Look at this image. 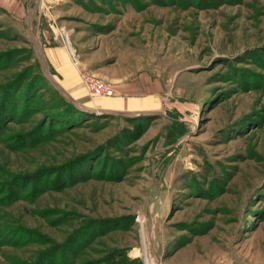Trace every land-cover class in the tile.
Segmentation results:
<instances>
[{"label":"rangeland","instance_id":"1","mask_svg":"<svg viewBox=\"0 0 264 264\" xmlns=\"http://www.w3.org/2000/svg\"><path fill=\"white\" fill-rule=\"evenodd\" d=\"M222 1L0 7L2 112L50 46L78 60L81 83L80 70L157 95L153 115L52 132L41 87L11 90L38 107L0 117V264H264V0ZM92 151L95 176L76 181L73 158Z\"/></svg>","mask_w":264,"mask_h":264},{"label":"trees","instance_id":"2","mask_svg":"<svg viewBox=\"0 0 264 264\" xmlns=\"http://www.w3.org/2000/svg\"><path fill=\"white\" fill-rule=\"evenodd\" d=\"M223 3H227V2L225 0H223L221 4H223ZM1 10H2V8H1ZM2 11L4 14L7 13L8 15H11L6 10H2ZM1 61L4 62L3 59ZM1 65H2V63H1ZM49 71H50L51 77H53L52 70L50 68H49ZM20 73H24V74L22 76H20ZM20 73L12 80V84H10L11 86L8 87L7 95L4 92V98L2 99L1 104H3V109L6 112H2L0 110V112H1L0 117H4V120L6 121V123L12 122V120H13L14 114H13L11 108H13V111L15 113H17V111H18V114H20V116H24L25 111L28 110L29 108L36 109L38 107L37 105L33 107L32 103H29L28 98L25 96L21 95V97L23 98L21 103H19V97L17 98V91L19 94H22V90L24 88L27 89L28 87H32V85L35 84V82H36L37 87L38 86L41 87L36 92L37 96H40L39 97L40 99L48 100L47 101L48 102L47 107H46V109L44 107L43 110H45V116H48L53 120L52 124H50L51 125L50 129L52 128L51 129L52 132L56 129L55 127L58 125H60V126L69 125L70 128L73 129L77 126H80V125L86 123V122L87 123L96 122L100 118V116H102V115L106 116L105 119H108V118L112 119V117H117V118L123 117L124 119H127V120L132 119V118L126 117V116L115 115L114 113L97 114V113L91 112L89 110L80 109V107L77 106L72 101V99L69 95H67L66 93H62L54 85V83H52L48 79L42 65L40 64L39 59L35 62L34 65H30V66L25 67ZM32 76H34L33 79L35 81H33ZM16 83L20 84L21 86H19L17 88ZM25 84H26V86H25ZM2 85H3V83L0 84V86H2ZM13 88L17 89V91L14 94L10 93ZM39 98H37L35 101L38 104H39V100H40ZM41 104L42 103H40V105ZM19 108H21L22 111H19L18 110ZM7 116L11 117L10 121H7ZM140 118H144V117H140ZM45 124L47 125V123H45ZM23 138L24 139H22V138L19 139L20 147H29L35 143L34 141H31L32 137L26 138V136H23ZM38 141H40V139ZM12 147L17 148L15 146H12ZM93 155H97V153L93 152V151L87 152L82 156H77V157L73 158L72 162H75V160H77L76 162H78V163H75V165H73V166H75V169H77V172L75 171V173L72 175L73 179H75L76 181H81V180L85 179V177L90 178V177L95 176V172H93V173L88 172L90 170L89 169L90 166H91V169H93L95 166L93 164L94 161H93V163H91V161L99 158L96 156L94 157ZM72 162L70 164H72ZM87 166H88V168L84 169V167H87ZM54 174H57V173L54 172ZM54 180L55 181L57 180L56 176L54 177ZM27 192L29 194H23V198H27L30 200V197H33L34 195H31L30 191H27ZM11 200L12 199H7L6 202H4V201H1V202L7 203V202H11ZM24 233H25V231H24ZM43 261L46 264H53V262L52 261L50 262V260L48 259L47 256H46V259H44ZM59 263L63 264L64 263L63 259H60ZM119 264H121V263H119Z\"/></svg>","mask_w":264,"mask_h":264},{"label":"crops","instance_id":"3","mask_svg":"<svg viewBox=\"0 0 264 264\" xmlns=\"http://www.w3.org/2000/svg\"><path fill=\"white\" fill-rule=\"evenodd\" d=\"M33 0H0V7L6 8L12 14L14 11L16 15H21V10L31 5ZM20 9L15 11V9ZM35 9H38L36 6ZM45 62L49 68H53L58 77L53 75L55 82L58 83L62 89L78 104L84 100L88 93L81 81H78L76 69L72 64L68 49L63 46L46 47L43 52ZM60 76V77H59ZM109 80V79H107ZM120 80H112L113 83H118L117 94L114 97H109L105 100H99L90 109H100L101 111H117L127 112L134 115L140 113L152 112L156 109L157 95L141 94L134 88H126L125 85H120ZM83 103V102H82ZM85 103L92 104L86 98ZM85 103H83L85 105ZM81 105V104H80ZM155 105V106H154Z\"/></svg>","mask_w":264,"mask_h":264},{"label":"built area","instance_id":"4","mask_svg":"<svg viewBox=\"0 0 264 264\" xmlns=\"http://www.w3.org/2000/svg\"><path fill=\"white\" fill-rule=\"evenodd\" d=\"M72 56L74 57V53H72ZM73 60L75 62L74 65L78 66V60L75 58ZM80 77L84 87L88 91V95L93 98L112 97L116 93L111 83L99 78L95 74L80 70Z\"/></svg>","mask_w":264,"mask_h":264},{"label":"water","instance_id":"5","mask_svg":"<svg viewBox=\"0 0 264 264\" xmlns=\"http://www.w3.org/2000/svg\"><path fill=\"white\" fill-rule=\"evenodd\" d=\"M33 41H35L34 39H32ZM35 43H36V41H35ZM40 61H41V63L42 64H44L45 65V60H44V58H43V56H41L40 57ZM46 75H47V77H48V79L52 82V83H54V85L62 92V93H66L63 89H62V87L58 84V83H56L53 79H52V77H51V75L49 74V72L48 71H46ZM67 94V93H66ZM68 95V94H67ZM72 99V98H71ZM72 101L77 105V106H79L80 107V109H84V110H89V111H91V112H96V110H94V109H90V108H86V107H82L80 104H78L75 100H73L72 99ZM97 113H114V114H117V115H121V116H126V117H134L135 115L134 114H131V113H127V112H117V111H97ZM144 115H153V113H151V112H145V113H140V114H138V115H136V116H144Z\"/></svg>","mask_w":264,"mask_h":264},{"label":"bare ground","instance_id":"6","mask_svg":"<svg viewBox=\"0 0 264 264\" xmlns=\"http://www.w3.org/2000/svg\"><path fill=\"white\" fill-rule=\"evenodd\" d=\"M95 110V109H94ZM100 110V109H99Z\"/></svg>","mask_w":264,"mask_h":264}]
</instances>
